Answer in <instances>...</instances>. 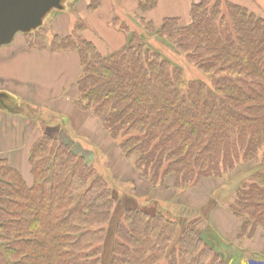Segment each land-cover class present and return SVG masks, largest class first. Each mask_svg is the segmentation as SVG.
<instances>
[{"label": "trees", "instance_id": "16d2710c", "mask_svg": "<svg viewBox=\"0 0 264 264\" xmlns=\"http://www.w3.org/2000/svg\"><path fill=\"white\" fill-rule=\"evenodd\" d=\"M158 1L137 0L144 33L112 18L126 33L113 52H101L84 35V18L50 42L44 26L22 35L32 51L77 53L70 116L93 118L150 186L183 194L239 175L227 207L239 221L236 240L250 243L264 237V11L253 0H188L185 20L165 16L155 23L145 14ZM101 2L91 0L88 9ZM149 36L183 54L208 81H185L178 64L151 48ZM38 125L26 152L31 183L0 158V264H100L104 243L108 264H229L191 223L180 225L168 210L130 205V194L110 188L84 152ZM260 154L259 168L242 177ZM250 250L247 263L264 264V251Z\"/></svg>", "mask_w": 264, "mask_h": 264}, {"label": "rangeland", "instance_id": "374dc122", "mask_svg": "<svg viewBox=\"0 0 264 264\" xmlns=\"http://www.w3.org/2000/svg\"><path fill=\"white\" fill-rule=\"evenodd\" d=\"M90 1L59 0L58 7H51L46 10L41 17L40 24L44 26L43 32L46 34L47 41L50 42L54 34L64 36L70 33L74 24L79 19L84 18L89 23L84 35L94 41L101 52L109 53L116 51L126 42V33L114 27L111 23L112 18L116 15L130 29L144 33V29L139 21L140 14H138L137 6L131 8V6H126L125 4V1L129 0H124V2L122 0H102L103 5H100L101 8L99 7L100 9L96 12L88 9ZM131 1L136 2L137 0ZM262 6H264V1ZM173 8L177 13L180 12V8ZM167 13L172 14L170 9L164 6L162 2L160 7L147 12L145 15L147 19H154L153 21L155 23L157 21L158 23L163 18V15ZM180 17L182 20L186 19L184 15ZM147 42L151 48L159 51L182 68L185 81L194 79L208 81L206 75L201 73L194 65L188 63L183 54L175 51L163 39L149 36ZM22 47H24V37L21 32H16L9 43L0 45V74H9L6 75L5 80L3 78L0 81V97L4 101V105H0V111L10 114L27 115L33 120L36 118L38 124L42 122L51 129L53 128L50 131L53 133H50L52 135L55 134L56 130V134L64 138L65 141L68 140L67 142L76 152L85 153L88 162L93 166L95 172L106 179L110 188H115L121 194L125 192L130 194V205L145 207L144 209L149 210V212L155 211L156 208L159 211L167 212L168 210L171 217L178 220L180 225L191 223L192 227L199 232L204 242L226 259L229 264H238L239 257L246 258L248 263L251 262V250L247 247V243L244 244L246 241L238 242L235 236H233L238 230L239 221L235 220V223H233L230 222V219L225 220V217L213 215L216 209L221 210L222 213L227 212L230 215L227 206L232 201L234 187H236V184L241 179L239 175H235L236 179L234 182L223 180H219L221 183L219 181L207 182L199 187L195 186L196 188L193 187L191 190L189 188L188 192L186 191L183 194L173 187L150 186L146 181L138 177L137 170L133 164L123 158L116 145L111 142L106 132L93 118L87 116L85 117L86 120H84L78 113L76 114L78 118L70 116L74 112V99L77 93L70 100L71 107L67 106V101L64 100V104L60 101V108L63 107V110H61L60 108H56L59 104L55 101L60 98V94L58 92H49L50 95L53 94V100L49 102L53 101V107L56 109L50 108L52 103L45 102L47 101L46 98H49V94H45L43 90V88L47 87V82L37 78V71L30 74V76L28 74L34 70L33 68L37 65L38 58L36 60L32 57L23 58L24 51H22ZM45 52H50V50L47 48ZM70 55H72V65L69 64V69L72 70L76 66L78 68L79 57L77 53L71 52ZM75 62L76 64H74ZM39 89L40 92L38 98H36L35 95H37ZM66 90L68 94L66 96L72 95L74 87H71V91H69L70 86ZM17 92L22 93V95L17 94ZM24 95H31L40 102L43 101L42 99L46 100H44L45 103L43 104L36 102L34 105ZM70 108L71 111L69 110ZM86 121L89 122L88 127L85 124ZM91 123L95 124L96 130L90 125ZM88 129L94 131L85 133ZM29 141H27L28 144L26 146L27 152L29 150ZM261 157L262 155L260 154L255 166L247 165V168L240 166L241 168H246L244 171L241 170V176L248 177L255 169H258L259 167L256 165H261ZM22 172L26 182L31 183V176L26 160L23 164ZM168 183L170 186L172 185L171 178L168 180ZM219 190H221V194L216 193ZM214 205L218 206L210 212ZM121 211L122 208H119V213ZM104 249L100 264H108L110 245L104 243ZM247 262L245 264H248Z\"/></svg>", "mask_w": 264, "mask_h": 264}, {"label": "crops", "instance_id": "0c3cea01", "mask_svg": "<svg viewBox=\"0 0 264 264\" xmlns=\"http://www.w3.org/2000/svg\"><path fill=\"white\" fill-rule=\"evenodd\" d=\"M129 1H125L126 6H131V8H133L134 6H137V1L136 2L131 1V0ZM249 1L252 2V0H249ZM253 1L259 6V8L262 11H264V6H262V3L264 0H253ZM122 2H124V0H122ZM162 2L164 6L169 8L170 12H172V14L167 13L166 15H163V17L165 16H179L180 17L184 15L187 18L188 9H189L188 0H159L158 5L155 9L160 7ZM250 2L243 3V4H245L248 7H251L252 5ZM102 5L103 3L101 2V6ZM173 7L180 8V12L177 13ZM99 9H97L96 11H98ZM179 14H182V15H179ZM45 50H42V51L29 50L24 41V47H22V51H24L23 58L32 57L35 60L36 58H38L37 65L33 68L34 70L28 74L30 76V74H33L37 71V78L43 79L48 84L45 89L43 88L45 94H49V92L51 93L58 92L60 94V98L55 100L56 102H58L57 104H59L60 101L63 102L62 104H64V102L67 101L66 103L67 106L71 107L70 100L72 99L73 96L75 97L77 93L75 85H76V80L80 73L79 63H78V68L76 66L74 69L70 70L69 64L72 65L71 63L72 55H70L71 53L60 54V53H53V52H45ZM61 53H66V52H61ZM18 63L20 64V62ZM74 64H76V62ZM6 75H9V74H6ZM6 75L0 74V81L3 78L5 80V77H7ZM10 78H12V76H10ZM69 86H70L69 91H71V87H74V92L72 95L66 96L68 95L66 89L69 88ZM13 90L17 91L16 89H13ZM39 92H40V89L37 91V95H35L36 98H38ZM17 94L22 95V93L20 92H17ZM24 96L28 98L29 101L33 102L34 105L36 104V102L39 104H43L45 102H49L50 100H53V94L52 95L49 94V98L47 97L46 98L47 101L45 102L44 100L46 99H42L43 101L40 102L34 99V97H32L31 95H28V96L24 95ZM49 103H52L51 106L49 105L51 109L60 108V104L59 105L56 104L57 106L56 108H54L53 101ZM60 109L63 110V107H61ZM69 110L71 111V108ZM35 126H36L35 121L31 119L30 117H28L27 115L10 114L5 111H0V158L6 159L7 162L12 167L18 169L19 171H22L23 164L26 160V152H27L26 146L28 144L27 141L31 140L30 136ZM213 215L215 216L219 215L220 217H225L224 218L225 220L230 219V222H233V223H235V220L237 221V219L234 216H232L231 213H230L231 215L230 216L229 214H227V212L222 213V211L219 209H216ZM233 236H235V233L233 234ZM263 241H264V237L257 236V238L250 243L244 242V241L243 242L244 244L247 243V247H249V249L262 252L264 251ZM246 262H247L246 258L244 259L243 257H239L238 264H245Z\"/></svg>", "mask_w": 264, "mask_h": 264}, {"label": "water", "instance_id": "95a60500", "mask_svg": "<svg viewBox=\"0 0 264 264\" xmlns=\"http://www.w3.org/2000/svg\"><path fill=\"white\" fill-rule=\"evenodd\" d=\"M58 5L59 0H0V45L9 43L16 32L40 27L46 10ZM0 105H4L1 97Z\"/></svg>", "mask_w": 264, "mask_h": 264}]
</instances>
